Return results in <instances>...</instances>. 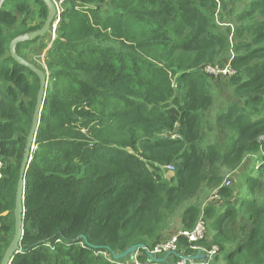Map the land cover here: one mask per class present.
Here are the masks:
<instances>
[{"label":"trees","instance_id":"trees-1","mask_svg":"<svg viewBox=\"0 0 264 264\" xmlns=\"http://www.w3.org/2000/svg\"><path fill=\"white\" fill-rule=\"evenodd\" d=\"M32 3L39 22L29 25L21 16ZM217 7L216 0H67L46 66L24 54L41 49L45 35L17 46L49 79L25 175L22 249L11 264H119L127 260L113 252L135 244L145 245L139 260L151 261L147 251L206 187L219 199L188 204L184 230L203 216L207 237L198 244L219 247L225 264H264V0H251L233 31L219 30ZM48 13L44 0H0V263L14 237L40 85L10 44L41 28ZM227 50L232 99L214 119L224 144H206L204 117L215 101L206 68ZM247 156L259 157L246 163ZM241 167L243 180L225 185L223 172ZM191 245L181 236L179 254H192Z\"/></svg>","mask_w":264,"mask_h":264},{"label":"rangeland","instance_id":"rangeland-1","mask_svg":"<svg viewBox=\"0 0 264 264\" xmlns=\"http://www.w3.org/2000/svg\"><path fill=\"white\" fill-rule=\"evenodd\" d=\"M216 2L218 4V7L216 10L215 17H216V23L219 26V30L225 31L228 28H230L233 31L237 25V20H236L237 15L249 6L251 0H216ZM30 9H31L30 10L31 12L30 13L28 12L25 15H22L21 20H23V18H26L28 19V24L33 25L39 22V17H38L39 7L32 3ZM21 28H24V26H22ZM56 37H57L56 30L54 31V29H52L43 38L44 42L42 43L41 49L38 46L39 45L38 44L36 46H32L30 49L25 51L24 54L30 57V59L36 62L37 64L46 66L45 60H46L47 52ZM234 41H235V37L233 34H231L230 42L233 43ZM232 57H233V51L227 50L221 56L219 61L216 62L214 66L210 65L211 67L210 69H208V67L206 68V71L212 77L210 82H211V88L213 89L214 91L213 93L215 95L214 105L209 111L206 112L205 117H204L205 122L207 124L203 128V133H204L203 142H205L206 144L214 143V142H219L221 144H224L223 134L219 131V127L215 124L214 119H215V116L218 114V112L223 108V105L226 103V101L232 99L230 96V86L228 83L229 73H223V70L225 71L224 68L230 64V60L232 59ZM257 157L259 156H247L246 163L253 162L252 159H256ZM165 171L166 172L164 173L166 176H169L170 174H172V171L170 170L165 169ZM243 173H244L243 167H241L240 170L223 172V176H225L224 182L226 180H230L231 185L233 186L236 184L238 185V181L243 180ZM216 191H217V188L209 189L208 187H206L198 195V197L187 201L183 205V207L180 209V211L168 223L164 237L166 238L171 237L179 233V231L184 230V228L182 227V222H181V214H182V210H184L188 204H195L200 207H204L208 203H211V202L214 203V201L217 200ZM200 219H203L205 222H207L203 216H201ZM164 255L162 253L158 255V258H163ZM220 256L221 255L219 254L218 257ZM218 257L216 258L212 257L211 261L216 260V262H211V264H225V262L219 260ZM131 258L132 256L128 257L126 259L127 262L131 261L132 260ZM206 259L207 261L210 260L209 258H206ZM142 263L147 264V262L145 261H143Z\"/></svg>","mask_w":264,"mask_h":264},{"label":"water","instance_id":"water-1","mask_svg":"<svg viewBox=\"0 0 264 264\" xmlns=\"http://www.w3.org/2000/svg\"><path fill=\"white\" fill-rule=\"evenodd\" d=\"M44 2L46 3L48 7L49 13H48V16L43 26L35 31H31V32H28L26 34H23V35H20L14 38L10 44L11 56L15 59L16 62L29 68L31 71H33L38 76L40 80V85H39L36 105H35V109H34V113L32 117V124H31V128H30V131L27 137L25 152H24V156L22 159L18 183H17L16 195H15V208H14V217H15L14 237L10 245L8 246L7 250L5 251V254L0 264H11L14 259L15 254L20 252L22 249L21 240H22L23 233H24V216H25L24 215L25 214L24 199H25V187H26L25 175H26L28 166L30 165V162L32 161V153L35 148V138L37 135V130L39 128V124H40L41 112L43 110V106L45 102L47 84H48V79H49L48 73L45 70L38 67L36 64L24 59L21 55H19L17 51V46L21 42L28 41L36 37L46 35L52 30V28L57 27V22H56L57 21V17H56L57 11H56V7L53 1L44 0ZM7 214H8V211L4 213V215H7ZM141 248H145V245L144 244L132 245L121 253L113 252V258L115 260L127 259L128 257H131L134 254H136L137 251ZM147 253L151 261L157 262V263L166 262L167 258L171 255V253H167L163 258H158L149 251H147ZM187 258L206 259V255H202L201 251H198L194 256L187 257Z\"/></svg>","mask_w":264,"mask_h":264},{"label":"built area","instance_id":"built-area-1","mask_svg":"<svg viewBox=\"0 0 264 264\" xmlns=\"http://www.w3.org/2000/svg\"><path fill=\"white\" fill-rule=\"evenodd\" d=\"M55 7H56V11H57V24L61 18V13L64 10L65 4L67 0H52ZM56 26V25H55ZM54 29V31L56 30V27L52 28ZM211 67L208 66V69H210ZM225 71L223 70V73H229V75L232 73V69L230 67V64L228 66H226ZM177 135L174 134L173 137H176ZM4 168V163L0 160V178L2 177V170ZM166 168L170 171H174L175 167L174 165L170 164L167 165ZM225 185L229 186L231 184L230 180H226ZM216 198L219 199V195L218 192L216 191ZM185 237L188 242H190L191 248L193 250V253L190 255H180L179 254V239L180 237ZM207 237V225L206 222L203 219H200L196 225L194 226L193 229L191 230H181L179 231V233L165 238L163 239L159 244H157L152 250H150L149 252L153 253L156 257H158V255L162 254L163 255L166 253H171V255H179L180 257L174 261L173 264H211V258L214 257L216 258L219 253V247L217 246H213L212 248H207L204 247L200 244H198L197 242H200L202 240H205ZM198 251H201L202 255H206V258H209L210 260L207 261V259H193V258H187V257H192L194 256ZM165 254V255H166ZM164 255V256H165ZM170 255V256H171ZM134 256V258H133ZM132 256V260L131 261H125L124 263H119V264H143L139 258H138V251L136 254H134ZM168 260V258H167ZM151 262V261H149ZM149 262H147V264H149ZM151 264V263H150Z\"/></svg>","mask_w":264,"mask_h":264},{"label":"crops","instance_id":"crops-1","mask_svg":"<svg viewBox=\"0 0 264 264\" xmlns=\"http://www.w3.org/2000/svg\"><path fill=\"white\" fill-rule=\"evenodd\" d=\"M24 52H25V50H24Z\"/></svg>","mask_w":264,"mask_h":264}]
</instances>
